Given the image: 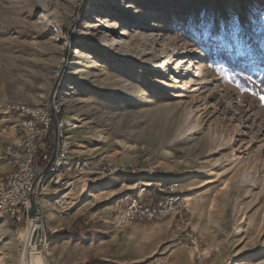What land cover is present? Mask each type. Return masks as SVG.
Masks as SVG:
<instances>
[{"label": "rangeland", "instance_id": "rangeland-1", "mask_svg": "<svg viewBox=\"0 0 264 264\" xmlns=\"http://www.w3.org/2000/svg\"><path fill=\"white\" fill-rule=\"evenodd\" d=\"M232 2L0 0V114L16 103L49 105L62 71L54 102L76 155L137 175L146 167L185 176L188 224L124 223L132 201L114 229L111 264H264V90L245 89L250 77L234 70L264 73V0H240L239 36L222 22ZM9 133L0 125V172ZM79 172L68 179L136 176ZM27 225L0 212V264H20ZM185 229L205 241L182 240ZM36 246L28 252L44 249Z\"/></svg>", "mask_w": 264, "mask_h": 264}, {"label": "crops", "instance_id": "crops-1", "mask_svg": "<svg viewBox=\"0 0 264 264\" xmlns=\"http://www.w3.org/2000/svg\"><path fill=\"white\" fill-rule=\"evenodd\" d=\"M18 124L19 117L15 112L8 109L1 112L0 125L9 130L10 141L14 144L21 141ZM76 147L73 146L63 174L43 183L37 194L45 233L49 235L48 261L50 264H111L114 229L122 227L123 207L141 195L144 202L155 205L165 195L162 191L169 182L183 181L185 176L182 172L153 171L143 167L139 175L126 179L88 176L70 180L68 176L79 174V165L84 161L82 156L76 155ZM79 152L82 153V149ZM167 157L162 159L168 160ZM9 171L10 166L4 165L0 177ZM146 185L145 192L141 193ZM170 224L172 222L159 226ZM133 228L143 230L144 226ZM64 229L66 232L59 233Z\"/></svg>", "mask_w": 264, "mask_h": 264}, {"label": "built area", "instance_id": "built-area-1", "mask_svg": "<svg viewBox=\"0 0 264 264\" xmlns=\"http://www.w3.org/2000/svg\"><path fill=\"white\" fill-rule=\"evenodd\" d=\"M10 110L19 117L18 128L21 141L19 144L9 145L5 152L11 172L0 178V212L22 225L27 218L34 182L50 165L38 183L37 200L40 186L62 174L73 144L68 135V125L63 118L62 108L57 102L51 106L16 103L10 107ZM79 167L83 172L96 176L126 173L137 175V170L132 166L119 165L112 160L97 166L84 161ZM183 190L179 181H173L167 187V194L155 205L142 203L141 196L133 198L132 204L124 215V223L159 222L174 216L179 218L181 225H187L188 219L184 213L188 208ZM37 212L42 216L38 200ZM42 217L37 218L36 224L40 223V226L44 227ZM181 239L193 246L205 241V237L194 234L189 229L183 231ZM38 242L35 250H38L40 243H44V249H42L44 251L41 249L39 251L45 253L46 261H48V252H46L48 237L45 231L43 235H40Z\"/></svg>", "mask_w": 264, "mask_h": 264}, {"label": "water", "instance_id": "water-1", "mask_svg": "<svg viewBox=\"0 0 264 264\" xmlns=\"http://www.w3.org/2000/svg\"><path fill=\"white\" fill-rule=\"evenodd\" d=\"M62 79V71L58 75V79L56 83L53 86V89L51 91L50 97H49V102L48 104L51 106L54 103L55 96L58 90V86L60 83V80ZM50 165L43 171V173L36 179L32 186V196L30 198V205L28 208L27 212V219H28V225H27V230L25 234V241H24V248L22 252V256L20 259V264H46V261L44 259V256L40 252H28L29 246L30 245H37L39 237L33 236V231L34 227L36 226V220L37 218H41L42 216L38 214L37 212V200H36V192H37V187L38 183L40 181V178L43 174H45ZM60 181V179H59ZM58 181V182H59Z\"/></svg>", "mask_w": 264, "mask_h": 264}, {"label": "snow or ice", "instance_id": "snow-or-ice-1", "mask_svg": "<svg viewBox=\"0 0 264 264\" xmlns=\"http://www.w3.org/2000/svg\"><path fill=\"white\" fill-rule=\"evenodd\" d=\"M239 9H240V0H233L232 3L226 5L224 12L222 14L223 16L226 17V20L222 22L227 23V26L231 30L232 34L235 36H239V34L242 31L243 22L240 19L242 13ZM249 15H250V10L243 12V16L245 17V20H247ZM262 18H264V16H262ZM201 23L206 28L211 27V22L206 19H202Z\"/></svg>", "mask_w": 264, "mask_h": 264}, {"label": "trees", "instance_id": "trees-1", "mask_svg": "<svg viewBox=\"0 0 264 264\" xmlns=\"http://www.w3.org/2000/svg\"><path fill=\"white\" fill-rule=\"evenodd\" d=\"M234 70L240 75L250 77V79H242V87L252 91L264 90V73L257 71L252 66H238L234 67Z\"/></svg>", "mask_w": 264, "mask_h": 264}, {"label": "bare ground", "instance_id": "bare-ground-1", "mask_svg": "<svg viewBox=\"0 0 264 264\" xmlns=\"http://www.w3.org/2000/svg\"><path fill=\"white\" fill-rule=\"evenodd\" d=\"M48 20H49V19H48ZM48 20H47L46 18H43V19H42V24H43V22L49 23L50 21H48ZM50 20H51V19H50ZM50 23H51V22H50ZM52 25H53V23H52ZM194 127H195V126H193V128H192V126H191V128L189 127L190 129H188V130H192V129H194ZM243 178H244V177H243ZM247 178H248V177H247ZM247 178H244V179H247ZM169 183H170V182H169ZM42 233H43V228L40 227V226H37V225H36V226L34 227V231H33L32 237H33V236H36V237L38 236V237H39V235L42 234Z\"/></svg>", "mask_w": 264, "mask_h": 264}]
</instances>
